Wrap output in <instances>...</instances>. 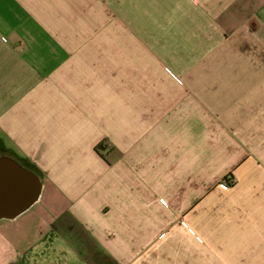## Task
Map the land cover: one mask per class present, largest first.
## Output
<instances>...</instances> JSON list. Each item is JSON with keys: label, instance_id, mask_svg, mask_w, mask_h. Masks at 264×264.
Masks as SVG:
<instances>
[{"label": "crops", "instance_id": "crops-1", "mask_svg": "<svg viewBox=\"0 0 264 264\" xmlns=\"http://www.w3.org/2000/svg\"><path fill=\"white\" fill-rule=\"evenodd\" d=\"M35 191L0 264H264V0H0L4 212Z\"/></svg>", "mask_w": 264, "mask_h": 264}, {"label": "water", "instance_id": "water-1", "mask_svg": "<svg viewBox=\"0 0 264 264\" xmlns=\"http://www.w3.org/2000/svg\"><path fill=\"white\" fill-rule=\"evenodd\" d=\"M38 196H39V191H35L31 201L25 203L21 208L15 210L14 212L6 213V212H4V208L6 206V198H7V196L4 193H1V196H0V214H2L1 217L13 218V217L21 214L26 209H28L34 202H36Z\"/></svg>", "mask_w": 264, "mask_h": 264}, {"label": "trees", "instance_id": "trees-1", "mask_svg": "<svg viewBox=\"0 0 264 264\" xmlns=\"http://www.w3.org/2000/svg\"><path fill=\"white\" fill-rule=\"evenodd\" d=\"M233 177L230 175L229 177L226 178V183H231V181H233Z\"/></svg>", "mask_w": 264, "mask_h": 264}]
</instances>
